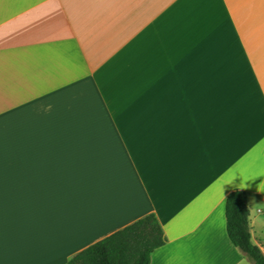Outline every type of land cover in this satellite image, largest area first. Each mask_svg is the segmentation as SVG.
Segmentation results:
<instances>
[{
	"label": "crops",
	"instance_id": "obj_1",
	"mask_svg": "<svg viewBox=\"0 0 264 264\" xmlns=\"http://www.w3.org/2000/svg\"><path fill=\"white\" fill-rule=\"evenodd\" d=\"M264 254V0H0V264L68 261L155 214L151 264Z\"/></svg>",
	"mask_w": 264,
	"mask_h": 264
},
{
	"label": "trees",
	"instance_id": "obj_2",
	"mask_svg": "<svg viewBox=\"0 0 264 264\" xmlns=\"http://www.w3.org/2000/svg\"><path fill=\"white\" fill-rule=\"evenodd\" d=\"M249 216L248 195L234 190L226 201L228 236L253 264H264L262 250L252 242ZM166 243L160 221L149 214L79 252L68 264H151L154 252Z\"/></svg>",
	"mask_w": 264,
	"mask_h": 264
}]
</instances>
